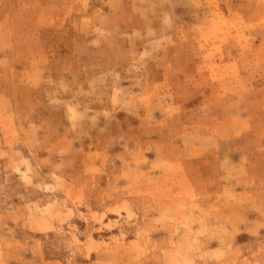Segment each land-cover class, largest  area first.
Masks as SVG:
<instances>
[{"label":"rangeland","instance_id":"obj_1","mask_svg":"<svg viewBox=\"0 0 264 264\" xmlns=\"http://www.w3.org/2000/svg\"><path fill=\"white\" fill-rule=\"evenodd\" d=\"M0 264H264V0H0Z\"/></svg>","mask_w":264,"mask_h":264}]
</instances>
